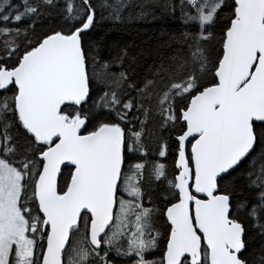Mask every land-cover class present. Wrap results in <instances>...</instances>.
<instances>
[{"label": "snow or ice", "instance_id": "obj_1", "mask_svg": "<svg viewBox=\"0 0 264 264\" xmlns=\"http://www.w3.org/2000/svg\"><path fill=\"white\" fill-rule=\"evenodd\" d=\"M133 6L0 0V264H264V0H167L139 81Z\"/></svg>", "mask_w": 264, "mask_h": 264}, {"label": "trees", "instance_id": "obj_2", "mask_svg": "<svg viewBox=\"0 0 264 264\" xmlns=\"http://www.w3.org/2000/svg\"><path fill=\"white\" fill-rule=\"evenodd\" d=\"M166 2L167 0H131L132 5H153L154 16L139 18V8L133 6L124 13L125 16L132 15L130 21H101L96 37L100 38L102 57L108 59L116 50L126 48L128 58L125 67L131 65V76L139 81L149 77L150 69L161 59L184 51V43L180 39V21L170 17L165 11L163 5Z\"/></svg>", "mask_w": 264, "mask_h": 264}]
</instances>
